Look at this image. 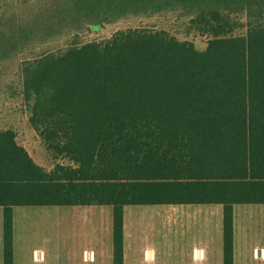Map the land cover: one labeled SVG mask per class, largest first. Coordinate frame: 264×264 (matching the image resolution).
<instances>
[{
	"label": "trees",
	"instance_id": "trees-1",
	"mask_svg": "<svg viewBox=\"0 0 264 264\" xmlns=\"http://www.w3.org/2000/svg\"><path fill=\"white\" fill-rule=\"evenodd\" d=\"M79 1L93 31L175 16L206 48L143 26L22 62L26 123L65 164L44 170L0 130L1 264L16 208L110 207L123 264V208L204 204L223 206L221 264H235L232 207L264 205V0Z\"/></svg>",
	"mask_w": 264,
	"mask_h": 264
},
{
	"label": "rangeland",
	"instance_id": "rangeland-1",
	"mask_svg": "<svg viewBox=\"0 0 264 264\" xmlns=\"http://www.w3.org/2000/svg\"><path fill=\"white\" fill-rule=\"evenodd\" d=\"M79 2V0H2L1 2L0 130L11 128L16 133V142L27 151L35 164L46 171H50L56 163L65 164V162L53 161L26 123L27 116L17 95L21 88L20 66L23 61L33 60L41 53H57L73 44L106 40L116 31L143 26H155L158 30L169 31L179 40L191 41L194 48L199 51L206 48V39L194 34L185 37L182 30L176 32L177 29L172 22L175 16H170L168 22L159 19L157 15L151 18L128 17L111 24L100 25L96 31H93L91 29L93 23H86L83 14L75 9ZM154 209L156 208H126V212L131 210L127 216L128 239L132 241L135 239L132 229L135 222H139L141 227L145 226V223L140 222L142 220L154 221V213L145 212ZM97 210L92 207L77 210L74 208L16 209L13 225L16 253L14 264H91L88 260L83 262L80 256L83 250H91L94 253L96 251L95 233L98 229L100 232L103 231L102 227L105 226L103 219L98 224L99 221L95 217ZM262 226L261 224L260 227ZM155 230L154 228L151 232L154 233ZM154 235L150 236L151 238L141 237L139 245L129 242L130 251L138 247V250L157 248L158 243L156 238H153ZM100 237L99 239L104 241L103 233ZM254 247L257 251L259 248L264 250V238H258L249 245H242L239 253L244 259L234 260V263L264 264V253L261 257L257 256V252L255 256L247 254L246 251L250 252ZM159 254L152 261L147 260L143 255V260L134 263L196 264L186 259L164 260L162 254ZM93 264H109V262L95 258ZM199 264H209V260ZM211 264H221V260L212 259Z\"/></svg>",
	"mask_w": 264,
	"mask_h": 264
},
{
	"label": "crops",
	"instance_id": "crops-1",
	"mask_svg": "<svg viewBox=\"0 0 264 264\" xmlns=\"http://www.w3.org/2000/svg\"><path fill=\"white\" fill-rule=\"evenodd\" d=\"M97 208L95 212L96 220L101 223L103 219L105 226L103 231L97 230L95 233V253L91 250H83L82 261L88 260L93 264L98 259L112 264V209L110 207L89 206V207H44V208ZM129 207H153L154 210L145 212L154 213V221H140L145 226H139L135 222L132 229L135 239H128L127 216L131 211L126 212ZM77 208V209H76ZM107 208V209H106ZM22 209V208H16ZM14 209V212L15 210ZM26 209V208H23ZM141 211V210H140ZM1 212V210H0ZM144 212V211H142ZM69 219V215H67ZM77 217V215H75ZM151 221V222H150ZM222 222L223 206L218 204L210 205H158V206H128L123 208V264H135L145 257L147 260H155L157 255L162 254L164 260H191L196 264L212 259L222 260ZM258 224V225H257ZM263 225L260 227V225ZM14 225V220H13ZM233 226V255L234 260L244 259L240 255L242 245H249L264 238V205H235L232 207ZM140 227V228H139ZM149 227V228H148ZM156 229L154 233L152 229ZM143 230V231H142ZM148 230V231H147ZM103 233L104 241L99 238ZM132 235V236H133ZM156 238L157 248H144L143 250H131L128 243L139 245L141 237ZM13 231V259L15 260V240ZM142 239V240H143ZM145 251V253H144ZM247 254L261 257L264 250L254 247ZM239 253V254H238ZM159 254V255H160ZM213 254H215L213 256ZM144 255V258H143ZM249 256V255H247ZM253 256V257H254ZM13 260V261H14ZM14 263V262H13ZM141 264V263H140Z\"/></svg>",
	"mask_w": 264,
	"mask_h": 264
}]
</instances>
